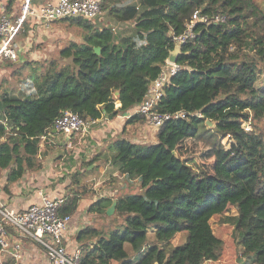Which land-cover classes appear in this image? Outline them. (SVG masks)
I'll return each instance as SVG.
<instances>
[{"label": "trees", "instance_id": "obj_1", "mask_svg": "<svg viewBox=\"0 0 264 264\" xmlns=\"http://www.w3.org/2000/svg\"><path fill=\"white\" fill-rule=\"evenodd\" d=\"M197 9L226 20L198 22L195 37L177 45L174 35L184 31ZM112 13L128 23L125 31L100 30L82 17L58 19L77 21L87 31L82 43L60 50L70 62L51 60L44 72L33 75V88L24 97L0 99V168L7 169L10 181L37 168L43 136L66 110L90 120L131 114L178 47L176 62L182 68L165 85L157 110L188 115L164 122L156 141H118L116 152L105 158L111 175L119 171L143 192L101 197L89 207L109 221L123 219L78 232L81 264L217 260L224 241L214 233L211 218L230 206L237 214L226 217L244 256L249 264H264V9L254 0H137L113 5ZM25 23L28 29L36 24L32 18ZM145 121L134 113L127 123ZM99 159L84 163L73 174L75 183ZM79 200L73 192L61 212L73 214ZM114 200L116 216L108 215ZM183 232L186 238L175 243Z\"/></svg>", "mask_w": 264, "mask_h": 264}, {"label": "built area", "instance_id": "obj_2", "mask_svg": "<svg viewBox=\"0 0 264 264\" xmlns=\"http://www.w3.org/2000/svg\"><path fill=\"white\" fill-rule=\"evenodd\" d=\"M101 1L48 0L37 7H32L29 0H25L21 14L16 18L5 12L6 6H1L0 61L20 59V46L16 38L28 18L35 17L44 27H48L58 19L74 16L94 21L102 13ZM225 20L226 17L223 15L203 14L200 9H197L186 24L184 31L174 35L173 40L179 45L193 39L198 22L208 24ZM181 68L179 63L168 59L159 76L152 81L144 100L132 110L131 114L144 115L147 124L155 129L172 117H186L188 115L186 110H179L175 113H160L157 110V104L164 93L165 85ZM115 104L119 106L120 102L115 101ZM196 115L202 116L201 112H196ZM98 121L99 119H84L78 113L66 110L54 120L53 130L57 136H62L61 143L68 144L74 134L81 136L87 134L93 124ZM245 128L249 130L250 126H245ZM52 135L53 133L50 132L47 136ZM65 200L64 195L51 196L41 192L38 200L22 209L0 201V264H31L24 258L25 240H30L44 250L48 264H81L80 247L69 250L67 246L66 237L72 214L61 212Z\"/></svg>", "mask_w": 264, "mask_h": 264}, {"label": "rangeland", "instance_id": "obj_3", "mask_svg": "<svg viewBox=\"0 0 264 264\" xmlns=\"http://www.w3.org/2000/svg\"><path fill=\"white\" fill-rule=\"evenodd\" d=\"M254 1L259 7L264 9V0ZM10 10L12 11L11 16L16 18V16L21 13L22 7H19L18 10L14 7V9L11 8ZM1 13L2 9L0 5V15ZM86 33L87 31L85 28L77 25V21L72 19L57 20L52 22L48 27L37 30L33 35H28L27 31L22 32L20 36V43H26L30 40L28 42H31L32 44L29 51L22 55L23 58L21 60L14 61L11 59H4L0 61V99L4 94H9L13 97H24V95L30 92L33 88V75L44 72L51 60L55 59L60 64L70 62V58H63L60 56V50L73 41L82 43ZM140 125H142L140 130L132 129L130 131L133 138H138L137 140H140L143 143L154 141L156 139V129H153V127L148 125L146 121ZM208 125L210 128H213L215 124L212 122V124L208 123ZM248 125L250 126V124H245L244 126ZM100 126H102V124ZM97 127V124H93L91 130L94 128L97 129ZM101 128H103V126ZM107 136L108 138H112V135ZM73 138L75 140H80V143H74L72 140H70L68 144L61 143L62 136L52 138L51 140L46 137L42 139V153L37 158V164L38 166L42 165L43 162L47 160V156H50L48 163L45 164L44 167H48L51 172L53 170L49 185H57L58 182L65 179L66 182L69 183L68 187L72 186V184L75 183L73 174L82 169V164L87 163L90 159H92L96 154V151L99 152L100 155H103V152L107 149L106 147L110 146L107 145V137H93V135L91 136L89 132L83 136L80 134H74ZM106 152V154H112L110 151ZM84 154L85 156H83ZM100 161L104 164V160ZM94 169H97V172L95 173L96 175L89 181H86V187L91 186L96 189H103L108 183H113V181L109 182L112 178L105 179V177H102V174L98 172V165ZM109 172L110 167L106 168L105 175H111ZM111 177L114 176L111 175ZM87 179L88 177L86 175L82 176V184H85L84 182ZM119 180L124 184L127 183V180L123 178H119ZM127 187L128 188L123 190V194L141 191L139 184L136 181H129V186ZM92 191H95V189ZM113 196L117 197L119 196V193ZM115 212L114 214L116 216ZM235 214H237L236 209L233 206H230L224 214H218L211 218L213 231L218 237L223 239L224 247L220 258L214 261L210 260L204 262L203 264H249V258L244 256L243 249L235 237L234 225L226 217L229 215L233 216ZM97 217L98 216L94 215V218ZM115 218L116 219H114V221H109L103 216L100 220L99 218H97L98 220L95 219V223H97L99 227H112L116 223L121 222L123 219L119 216H116ZM186 234L187 232H183L182 236L178 235L175 243L182 242L184 238H186ZM150 238L153 239L154 235L151 234ZM127 248H129L128 244Z\"/></svg>", "mask_w": 264, "mask_h": 264}, {"label": "crops", "instance_id": "obj_4", "mask_svg": "<svg viewBox=\"0 0 264 264\" xmlns=\"http://www.w3.org/2000/svg\"><path fill=\"white\" fill-rule=\"evenodd\" d=\"M1 6H6L7 10L6 13H10L9 15H12L11 8L18 10L19 7H22L25 0H0ZM48 0H29L30 5L32 7H37L41 5L42 3L46 2ZM136 2L137 0H108L105 2L104 6H102V13L101 15L95 19L94 21H91L92 24L102 30L105 27H112V29L118 33L119 31H125L127 28L128 23L119 22L117 21L113 16V5H120L122 3H129V2ZM8 3V7H7ZM21 14V13H20ZM19 14V15H20ZM17 15V16H19ZM34 19L36 24L35 26H30L29 29L26 28L27 23L24 24L22 30L18 34L16 38L17 44L20 46V59L23 58V54H26L30 47L31 42L26 43H20V36L21 33L24 32L26 29L29 31L30 35L35 34L37 30H41L44 28L42 24H39L38 21L35 19V17H30V19ZM129 118V112H125L122 114H119L118 116L114 118H109L106 114H104L97 123L98 127L97 129L90 130V135L93 137H107V146L105 152H103V155H100L99 152H95L96 154L93 156L99 155V162H94L91 165L87 167V171L81 174L80 183H74L72 186H69V183L66 182L65 179L58 182L57 185H49L52 178V172L45 167V164L48 163L50 156H47V160L43 162L42 165L38 166L34 169H29L27 173L19 180L16 181H10L8 179V172L7 169H1L0 168V201H3L7 204H10L13 207H16L18 209H22L27 207L29 204L33 203L34 201L38 200L40 197V193L44 192L45 194H49L51 196L56 195H64L65 197H69L73 194V192H77L80 196V200L78 202L77 210L72 214V220L69 224L68 232H67V246L69 250H74L77 247H79V243L76 240V236L78 232L86 228L88 226H95L99 227L97 223H95V219L99 218L102 219L103 217H97L94 218V215L97 216L96 212L90 211L89 207L97 201L101 197H111L115 198L117 193H124V189L128 188L129 181L125 175L121 174L119 171H114L112 174L114 178L111 177V175L106 176L105 171L106 168L110 167L109 164H103L100 160H105V158H111L112 155L116 152L117 147L119 146V142L122 141V139H127L134 142H141L140 140H137L138 138L134 139L131 135L130 131L132 129L140 130L142 128L141 123H127V120ZM102 124V126H100ZM155 129V128H153ZM53 135L47 136V139H52L59 137L57 136V133L52 130ZM107 135H112V138H108ZM141 137V136H139ZM142 138V137H141ZM72 142L80 143V140H73ZM119 141V142H118ZM156 141V139H155ZM117 142V143H116ZM42 145V144H41ZM106 151H110L112 154H106ZM42 150H40V153L38 157L41 155ZM85 156V154L83 155ZM88 156V154H87ZM86 160V159H85ZM91 160V159H90ZM83 161V160H82ZM98 165V172L102 174V177H105V179H111L107 185L104 186L103 189H96L93 187H86V181H89L91 178H93L96 174V170L94 169ZM82 168L84 169V163L82 164ZM93 168V169H92ZM82 171V170H81ZM110 174V172H109ZM86 175L88 177L87 180H85V184H82V176ZM101 178V176H100ZM119 178H123L127 180V183H122ZM104 180V179H103ZM119 184H118V183ZM67 183V184H66ZM85 185V186H84ZM84 186V188H83ZM82 188V189H80ZM95 189V191H92ZM142 191V190H141ZM140 191V192H141ZM98 220V219H97ZM102 227V226H100ZM24 258L25 261L31 264H48L47 256L44 252V250L37 244L31 242L30 240L24 241V248H23Z\"/></svg>", "mask_w": 264, "mask_h": 264}, {"label": "water", "instance_id": "obj_5", "mask_svg": "<svg viewBox=\"0 0 264 264\" xmlns=\"http://www.w3.org/2000/svg\"><path fill=\"white\" fill-rule=\"evenodd\" d=\"M95 51H96L97 53H100V51H101V47H100V46H96V47H95ZM177 53H178V47H177L175 50L171 51L170 56H169V60H170V61H176V54H177ZM116 94H117V96L115 97V100L118 101V102H120V98H119V96H118V92H116ZM207 123L212 124V122L209 121V120L207 121ZM174 153H175V152H174ZM116 205H117V201L114 200L113 203L107 208V214H108V215H112V214H114V212L116 211Z\"/></svg>", "mask_w": 264, "mask_h": 264}, {"label": "clouds", "instance_id": "obj_6", "mask_svg": "<svg viewBox=\"0 0 264 264\" xmlns=\"http://www.w3.org/2000/svg\"><path fill=\"white\" fill-rule=\"evenodd\" d=\"M47 135H48V134H47ZM47 135H46V136H47ZM43 138H44V136H43Z\"/></svg>", "mask_w": 264, "mask_h": 264}]
</instances>
